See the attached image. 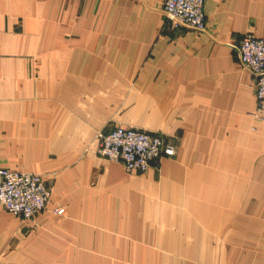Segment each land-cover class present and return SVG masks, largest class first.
I'll list each match as a JSON object with an SVG mask.
<instances>
[{
  "label": "crops",
  "instance_id": "0c3cea01",
  "mask_svg": "<svg viewBox=\"0 0 264 264\" xmlns=\"http://www.w3.org/2000/svg\"><path fill=\"white\" fill-rule=\"evenodd\" d=\"M163 1L0 0V167L51 187L30 218L0 205V263L264 264V121L238 56L264 0H205L203 30ZM115 126L176 153L127 171L97 152Z\"/></svg>",
  "mask_w": 264,
  "mask_h": 264
},
{
  "label": "built area",
  "instance_id": "2783aa9c",
  "mask_svg": "<svg viewBox=\"0 0 264 264\" xmlns=\"http://www.w3.org/2000/svg\"><path fill=\"white\" fill-rule=\"evenodd\" d=\"M205 0H164L166 17L175 24L197 30L205 28ZM242 68L255 75V107L251 115L264 121V37L246 32L238 45ZM99 155L121 161L127 171L143 172L162 156H173L176 144L159 134L135 127L115 126L96 133ZM51 187L39 173L0 167V205L8 212L30 218L46 209ZM57 214L63 207H56ZM0 264H19L6 262Z\"/></svg>",
  "mask_w": 264,
  "mask_h": 264
}]
</instances>
